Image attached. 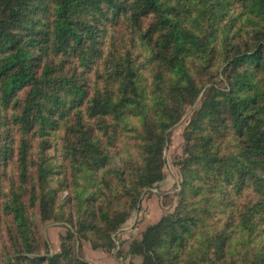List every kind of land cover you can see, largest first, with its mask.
<instances>
[{
	"label": "trees",
	"instance_id": "obj_1",
	"mask_svg": "<svg viewBox=\"0 0 264 264\" xmlns=\"http://www.w3.org/2000/svg\"><path fill=\"white\" fill-rule=\"evenodd\" d=\"M187 107L178 205L131 252L264 264V0H0V264H92L36 210L114 251Z\"/></svg>",
	"mask_w": 264,
	"mask_h": 264
},
{
	"label": "rangeland",
	"instance_id": "obj_2",
	"mask_svg": "<svg viewBox=\"0 0 264 264\" xmlns=\"http://www.w3.org/2000/svg\"><path fill=\"white\" fill-rule=\"evenodd\" d=\"M190 114L191 110L189 107H187L183 118L170 129V140L164 152L166 157L164 179L150 188L147 192L143 193L138 208L133 212L131 218L129 219L131 220L129 224L127 221L114 234V239L117 243L116 249L114 251L109 252L100 247H93L87 239L75 240L70 236L71 232L74 234L76 233L75 229H73L72 223L67 220L61 221L55 220L53 218L43 222L37 215L38 211L36 210V212L32 214V217L36 219L35 222L39 227L38 230L42 235L43 240L48 243L50 252H60L62 250L64 241L69 240V242L72 243L75 251L81 257L87 260V256H90V253L87 254L85 252L84 245H87L88 248L90 247L94 250L107 252L110 255V260L114 264H116L115 261L120 264H126L129 261L141 264L143 261L142 257L131 252L132 243L134 244L135 241H138L141 238L140 234L142 235V228L147 226L150 221H153L152 224H154L158 222L162 216L173 213L179 202V196L177 194L180 190L182 176L178 161L184 154V147L186 143L185 130L190 118ZM116 155L117 154L115 153L114 163L121 165L122 158L120 156L119 158ZM150 201L155 203V211L151 210L149 205ZM131 223L132 226H134L132 228H135L133 232L134 234H130L127 231V228L130 227ZM139 224H142V227H139ZM101 254V252L94 251L93 257H89V259H91V261H89L92 264H102V259L100 258Z\"/></svg>",
	"mask_w": 264,
	"mask_h": 264
},
{
	"label": "crops",
	"instance_id": "obj_3",
	"mask_svg": "<svg viewBox=\"0 0 264 264\" xmlns=\"http://www.w3.org/2000/svg\"><path fill=\"white\" fill-rule=\"evenodd\" d=\"M149 205H150V207H151V210H154L155 211V209H156V207H155V203L154 202H152V201H150V203H149ZM151 213V212H150ZM131 220H128V224H129V222H130ZM153 223V221H150L148 224H147V226H145L144 228H142V230H141V233H142V231L146 228V227H148L149 225H151ZM132 227H134V226H132V223L130 224V229L129 228H127V231H128V233H130V234H134L133 232H134V230H135V228H132ZM139 227H142V224H139ZM140 236H141V234H140ZM84 249H85V252L88 254V253H90V256H87V258H88V260H90L91 261V259H89V257H93V253H94V251L96 252H101L102 254H101V259H102V264H114L111 260H110V255L107 253V252H105V251H98V250H94V249H92V248H88L87 247V245H84ZM91 252H93V253H91ZM100 254V253H99ZM115 263L116 264H120V263H118L117 261H115Z\"/></svg>",
	"mask_w": 264,
	"mask_h": 264
}]
</instances>
